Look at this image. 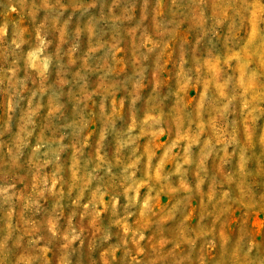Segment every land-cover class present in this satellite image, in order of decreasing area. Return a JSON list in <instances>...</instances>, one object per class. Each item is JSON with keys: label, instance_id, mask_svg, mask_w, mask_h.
Wrapping results in <instances>:
<instances>
[{"label": "rangeland", "instance_id": "rangeland-1", "mask_svg": "<svg viewBox=\"0 0 264 264\" xmlns=\"http://www.w3.org/2000/svg\"><path fill=\"white\" fill-rule=\"evenodd\" d=\"M0 264H264V0H0Z\"/></svg>", "mask_w": 264, "mask_h": 264}]
</instances>
